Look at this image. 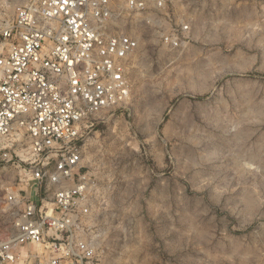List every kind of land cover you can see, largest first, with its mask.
Masks as SVG:
<instances>
[{"label":"rangeland","instance_id":"1","mask_svg":"<svg viewBox=\"0 0 264 264\" xmlns=\"http://www.w3.org/2000/svg\"><path fill=\"white\" fill-rule=\"evenodd\" d=\"M141 1L112 0L137 40L131 96L80 143L101 264H264V0ZM18 3L0 0V31Z\"/></svg>","mask_w":264,"mask_h":264},{"label":"built area","instance_id":"2","mask_svg":"<svg viewBox=\"0 0 264 264\" xmlns=\"http://www.w3.org/2000/svg\"><path fill=\"white\" fill-rule=\"evenodd\" d=\"M121 15L112 0H19L0 31V178L13 179L0 264H101L80 143L96 116L131 96L137 40L117 26Z\"/></svg>","mask_w":264,"mask_h":264},{"label":"crops","instance_id":"3","mask_svg":"<svg viewBox=\"0 0 264 264\" xmlns=\"http://www.w3.org/2000/svg\"><path fill=\"white\" fill-rule=\"evenodd\" d=\"M11 177L7 178V180H9ZM1 196V195H0ZM5 198H6V195L5 196H2L0 197V204H5Z\"/></svg>","mask_w":264,"mask_h":264}]
</instances>
